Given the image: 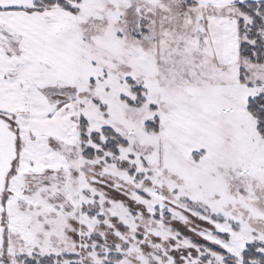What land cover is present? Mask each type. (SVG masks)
Instances as JSON below:
<instances>
[{
  "label": "snow or ice",
  "instance_id": "obj_1",
  "mask_svg": "<svg viewBox=\"0 0 264 264\" xmlns=\"http://www.w3.org/2000/svg\"><path fill=\"white\" fill-rule=\"evenodd\" d=\"M0 264H264V0H0Z\"/></svg>",
  "mask_w": 264,
  "mask_h": 264
}]
</instances>
